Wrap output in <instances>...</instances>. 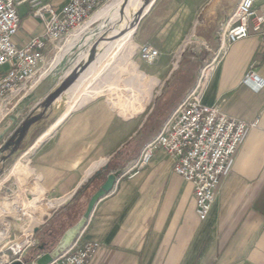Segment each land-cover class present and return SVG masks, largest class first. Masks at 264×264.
<instances>
[{"label":"crops","instance_id":"0c3cea01","mask_svg":"<svg viewBox=\"0 0 264 264\" xmlns=\"http://www.w3.org/2000/svg\"><path fill=\"white\" fill-rule=\"evenodd\" d=\"M39 1L56 10L68 2ZM238 2L153 0L143 16L138 12L137 27L117 53L130 50L133 39L143 45L157 36L171 38L162 46H154L160 51L159 58L165 55L166 46L178 43L184 46L189 41L184 38L194 36L207 51H215L216 32ZM254 5L257 12H264V0H255ZM32 12L27 3L18 7L20 27L13 39L17 47L45 33L44 23L33 17ZM96 36L68 56H58L54 69L46 77H34L27 83L30 91L10 114L18 123L5 141L21 122L42 111L39 107L40 111L28 115L31 107L43 102L72 70L88 67L93 59L80 56L89 49L91 55L93 47L97 48ZM131 56L132 52L128 53L124 61L113 57L82 93H62L60 101L57 103L56 99L43 120L31 127L21 144L15 146L20 156L7 171V180L15 176L20 166L28 167L43 187L44 195L50 198L44 204L46 210L56 209L36 229L38 240L52 236L57 244L63 233L81 218L77 216L78 208L87 205V199L109 173H117L119 181L97 202L79 234L82 241L100 244L90 264H264V89L256 92L241 84L250 68L264 78V47L259 38L250 34L228 49L208 77L202 96L204 105L216 106L230 118L246 124L257 121L254 128L247 130L221 179L204 222L196 217L191 184L174 173L172 160L161 149L156 150L143 169L121 176L142 146L157 134L142 141L140 131H146L143 127L148 117L154 112L163 118L169 116L194 84L192 79L191 84L176 91L180 76L189 74V70L175 68L179 57H174L172 70L164 79L147 77L132 62L135 75L124 82L131 96L124 98L123 90L110 93L118 82L119 66ZM193 58L200 60L199 56ZM7 71L8 67H0V77ZM128 110L131 113L127 114ZM10 147L0 154V167L10 161L9 158L2 163L11 153ZM8 187L16 194L25 188L17 182ZM68 213V218L61 221ZM42 253L25 258L33 260L29 264H35L34 259Z\"/></svg>","mask_w":264,"mask_h":264},{"label":"built area","instance_id":"2783aa9c","mask_svg":"<svg viewBox=\"0 0 264 264\" xmlns=\"http://www.w3.org/2000/svg\"><path fill=\"white\" fill-rule=\"evenodd\" d=\"M26 3L33 9V17L44 23L45 33L17 47L13 39L20 27L18 7ZM114 3L115 0H68L56 10L39 0H0V67H8L0 77V126L28 94L27 83L32 78L43 79L54 69L58 56H68L101 30L112 28L116 21L112 12L101 14ZM254 4L255 0H239L231 16L219 26L218 47L211 51L212 58L200 70L194 86L164 119L157 134L142 146L137 158L121 171L123 177L143 169L156 150L161 149L172 160L174 173L191 184L195 214L200 222L207 220L216 190L247 130L257 125V121L246 124L228 117L216 106L202 103L217 62L233 44L254 34L264 47V12H257ZM137 55L141 62L152 64L160 57V51L143 44L137 47ZM241 84L259 92L264 89V78L250 68ZM39 107V103L35 104L28 115L39 111ZM118 181L119 178L115 179L114 186ZM5 189L0 197V264H27L24 261L27 251L39 244L36 229L49 216L38 213L46 210L47 199L31 194L27 188L19 194L9 187ZM99 250L98 242L82 241L79 236L49 264H90ZM45 253L49 251L41 255Z\"/></svg>","mask_w":264,"mask_h":264},{"label":"rangeland","instance_id":"374dc122","mask_svg":"<svg viewBox=\"0 0 264 264\" xmlns=\"http://www.w3.org/2000/svg\"><path fill=\"white\" fill-rule=\"evenodd\" d=\"M143 3L145 4V0H143ZM109 28H106L105 30H101L100 33L97 34L96 37H99L98 42H97L98 45H97V48L93 47L92 49L94 50V52L92 51L93 59L102 52L103 46H107V44L101 45L102 42L104 41L109 42V41L115 40L116 38L120 37L126 32V30L123 28L122 21L121 22L115 21L112 28L110 29ZM134 37H135V34H134ZM187 39H189V41H187L184 46H181L180 45L181 43H178L176 45L171 44V45L166 46L164 48V50L166 51L165 55L161 58H158L152 64H146L139 60L138 55H137V47L140 46V44L135 39H133V46L132 48H130V50L123 49L122 51H120L114 56V60L120 59L121 61H124L126 59L125 56L128 53L132 52V56L129 58V60H127L124 63V65L122 64L119 66V69H118L119 79L116 85L110 90V93L112 92L114 93L118 91L121 92V90H123L124 98H129L131 96V92L125 90L126 87L124 86V82H126L130 77H133L135 75V73L132 70V64H131L132 62L134 63L133 65L137 67V71L145 73L147 77H155L157 79H164L166 75L172 70L171 63L174 61V57L176 58L179 57L176 62L175 68L177 66H180V62L183 61L181 64V68L184 67L189 70L188 76L190 78L189 79L190 84H191L192 79L194 80V84H195L200 70L204 68V66L210 62L212 57H211V52L207 51L204 45L202 44L199 45L200 43L197 41H194L192 37L184 38L185 41ZM149 40L150 41H148L147 43L150 44L152 47H154V46L164 45L166 42L170 41L171 38H162V37L157 36V37H151L149 38ZM112 45L113 44L106 47V52H108V50L112 47ZM194 56H199L200 60L193 58ZM87 69L88 68H86L84 72H86ZM155 101H156V98L154 99L153 105L155 104ZM129 113H131L130 110L127 111V114ZM116 120L118 122V118H116ZM19 156L20 154L18 153H16L15 155H12V157H10V161L4 166L0 167V180L5 175V173L13 166V164L19 158ZM16 182L19 185H22L25 188H27V190L31 194L35 196L42 195V197H46V199H50L47 195H44L43 187L35 180L34 176L30 173L29 168L28 167L24 168L21 166L20 168H18L17 172L15 173V176H13L12 179H9L7 184L0 186V190H1L0 197H3L4 195V188H8L9 184L11 183L15 184ZM86 208H87V205H85V207L83 206V208L79 207L78 208L79 213H77V216L79 215L82 217ZM51 211H54V210H51ZM38 213L50 215L52 212L50 211L48 212L46 210H38ZM68 216H69V213L64 215L61 218V221L66 220ZM41 239H42V244L49 242V237L46 235L43 236ZM38 246L40 245L38 244ZM38 246L28 250L25 257L27 256L29 259L34 258L35 254H37V252H40L37 249ZM50 248L51 247L49 245H46L45 251H47ZM25 257H24V261L26 259Z\"/></svg>","mask_w":264,"mask_h":264},{"label":"water","instance_id":"95a60500","mask_svg":"<svg viewBox=\"0 0 264 264\" xmlns=\"http://www.w3.org/2000/svg\"><path fill=\"white\" fill-rule=\"evenodd\" d=\"M145 4H148V0H145ZM193 40L200 43L202 42L201 40L195 37H193ZM92 51L94 52V50ZM93 52H91L89 61L93 59ZM84 69L85 66L83 65L80 67V69L72 70V72L61 83V85L54 92L49 94L43 102L40 103V108L42 111L39 114L21 122L20 126L15 130V132L10 138H7L6 141L4 140V138L6 137V135H8L9 131H11L14 126H16L18 119L15 116H9L2 123V125L0 126V144H2V146H0V154L5 153L8 150L12 141H16L15 143L17 147L21 144V142L26 137L27 133L30 131L31 127L37 122L43 120L45 113L47 112V110L50 109L54 101L58 99L62 93L69 89V87L77 80L78 73L80 71H83ZM15 152L16 150L11 152L9 156L4 158L3 162H6L7 159ZM117 175V173H109L106 176L104 183L89 199L87 203V208L82 217L78 220V222L63 233L57 244L49 251V253H45L39 256L38 258H35V264H49L52 260L60 256L72 245V243L78 238L79 234L85 227L86 222L97 202L103 197H105L112 190ZM37 249L40 252H44L45 246L40 245L37 247Z\"/></svg>","mask_w":264,"mask_h":264},{"label":"bare ground","instance_id":"6f19581e","mask_svg":"<svg viewBox=\"0 0 264 264\" xmlns=\"http://www.w3.org/2000/svg\"><path fill=\"white\" fill-rule=\"evenodd\" d=\"M153 4V0H151L148 4H144L143 0H115V3L106 11L102 12L101 15H106L110 11L112 12V18L113 20H120L123 23V28L126 30V32L121 35L120 37L116 38L112 41H104L101 43V45L107 44V46L102 47V52L98 54L88 65V69L86 72H82L78 79L67 89V92H79L81 93L85 90L87 86H89L94 78L100 73L102 67L106 66L113 57L116 55L118 50L121 48V46L130 38L132 33L134 32L136 28V22L138 20L137 14L140 13L141 16H143L151 7ZM114 42V43H113ZM100 44V43H99ZM112 45V47L106 52V47L109 45ZM105 47V48H104ZM88 49V48H87ZM99 50V49H98ZM103 54H106L103 56ZM90 49L84 52L80 58H84L89 60L90 58ZM79 57V56H78ZM208 78V77H207ZM57 103L60 101V98H58ZM10 172V171H9ZM9 178L8 172L7 175H5L0 180V186ZM46 209V208H45Z\"/></svg>","mask_w":264,"mask_h":264},{"label":"trees","instance_id":"16d2710c","mask_svg":"<svg viewBox=\"0 0 264 264\" xmlns=\"http://www.w3.org/2000/svg\"><path fill=\"white\" fill-rule=\"evenodd\" d=\"M183 61L180 62V66L182 64ZM189 76H188V73H186L185 75H182L180 76L179 78V83H178V86H177V89L176 91H181L186 85L187 83L190 82L189 80ZM165 118H163V116H158L154 113H152L147 121L145 122L144 124V129L146 128V131H143V129L140 131V134H142V141L152 137L153 135H155L157 133V130L160 128L162 122L164 121ZM120 153V152H119ZM117 154L118 156L120 154ZM115 156L114 158L118 157V156ZM113 158V159H114ZM126 160H124L123 162H125ZM122 165V164H121ZM89 201V199H87V202ZM51 239V240H50ZM49 239V242L48 243H45V244H42V241H39V245H49L51 248L56 244V242L53 240V237L51 236V238ZM33 260H27L25 259V262L27 264L31 263Z\"/></svg>","mask_w":264,"mask_h":264},{"label":"flooded vegetation","instance_id":"af4514ba","mask_svg":"<svg viewBox=\"0 0 264 264\" xmlns=\"http://www.w3.org/2000/svg\"><path fill=\"white\" fill-rule=\"evenodd\" d=\"M42 121V120H41ZM41 121H39V122H37L36 124H34L32 127H35V126H37ZM16 141H12V143H11V147H10V149H12L10 152H12V151H14V149H15V146H16V143H15ZM7 152V151H6ZM16 153V152H15ZM12 156V155H11ZM10 156V157H11ZM9 157V158H10ZM9 158L7 159V160H9ZM2 163H5V162H2Z\"/></svg>","mask_w":264,"mask_h":264}]
</instances>
